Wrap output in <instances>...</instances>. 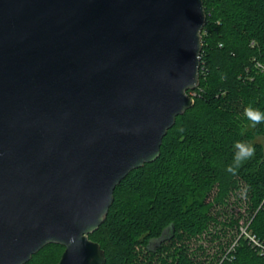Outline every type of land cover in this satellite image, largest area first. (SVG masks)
I'll return each mask as SVG.
<instances>
[{
	"label": "water",
	"instance_id": "water-1",
	"mask_svg": "<svg viewBox=\"0 0 264 264\" xmlns=\"http://www.w3.org/2000/svg\"><path fill=\"white\" fill-rule=\"evenodd\" d=\"M203 0H0V264L88 236L199 83Z\"/></svg>",
	"mask_w": 264,
	"mask_h": 264
},
{
	"label": "trees",
	"instance_id": "trees-1",
	"mask_svg": "<svg viewBox=\"0 0 264 264\" xmlns=\"http://www.w3.org/2000/svg\"><path fill=\"white\" fill-rule=\"evenodd\" d=\"M203 6L193 106L176 117L159 157L116 186L88 236L105 264H264L242 232L264 244V121L253 126L245 114L264 113V0ZM236 142L255 148L239 166ZM63 250L45 245L25 264H57Z\"/></svg>",
	"mask_w": 264,
	"mask_h": 264
},
{
	"label": "clouds",
	"instance_id": "clouds-1",
	"mask_svg": "<svg viewBox=\"0 0 264 264\" xmlns=\"http://www.w3.org/2000/svg\"><path fill=\"white\" fill-rule=\"evenodd\" d=\"M245 114L248 118H250L253 121V126L256 123H259L261 121H264V113L259 112L256 109H253L251 107H248L245 109ZM235 151L233 153V162L236 166H239V164L246 160L247 158H250L254 152L255 148L251 145H246L241 142H236L234 144ZM227 171L233 172L234 168L232 166H229L227 168Z\"/></svg>",
	"mask_w": 264,
	"mask_h": 264
},
{
	"label": "built area",
	"instance_id": "built-area-1",
	"mask_svg": "<svg viewBox=\"0 0 264 264\" xmlns=\"http://www.w3.org/2000/svg\"><path fill=\"white\" fill-rule=\"evenodd\" d=\"M260 69L264 70V67L257 65ZM243 234L245 235V237L248 239L249 243L251 244V246L256 247L258 249L259 254L262 256L263 258V263H264V244L259 242L257 239H255L254 237L248 235L244 230L242 231Z\"/></svg>",
	"mask_w": 264,
	"mask_h": 264
},
{
	"label": "rangeland",
	"instance_id": "rangeland-1",
	"mask_svg": "<svg viewBox=\"0 0 264 264\" xmlns=\"http://www.w3.org/2000/svg\"><path fill=\"white\" fill-rule=\"evenodd\" d=\"M258 139V138H257ZM259 141H261V139H258ZM195 239H193L192 241H194ZM203 240L202 239H197L195 240V245H197L198 243L202 242Z\"/></svg>",
	"mask_w": 264,
	"mask_h": 264
}]
</instances>
